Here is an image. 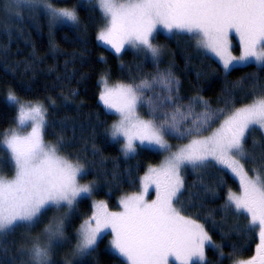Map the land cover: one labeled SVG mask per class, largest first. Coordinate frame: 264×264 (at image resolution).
<instances>
[{"label":"snow or ice","instance_id":"obj_1","mask_svg":"<svg viewBox=\"0 0 264 264\" xmlns=\"http://www.w3.org/2000/svg\"><path fill=\"white\" fill-rule=\"evenodd\" d=\"M14 2H42L54 22L78 23L75 10L54 8L50 0ZM96 5L105 19L97 39L116 54L127 45L157 60L161 48L154 43V34L163 29L168 34H187L198 49L218 59L226 74L240 65L264 66V0H96ZM230 37L239 38V57L232 55ZM101 84L100 102L118 117L109 136L113 142L122 138L124 155L135 153L137 142L170 155L160 167L148 169L139 194L119 201L122 211H109L104 202L94 204V212L78 229L76 251L90 254L102 234L110 230L114 237L111 248L126 264H205L208 246L217 253L218 264L225 259H232L233 264H264V159L260 167L250 170L251 175L245 168V162L255 159L246 150V138L256 129L264 131V91L254 94L251 103L230 110L213 112L198 98L182 111V106L171 103L178 81L170 72L151 82L110 86L105 78ZM154 84L163 85L166 94L155 95ZM146 90H152L154 95L146 96ZM7 100L19 107L16 128L0 139V147L10 154L14 165L11 179L0 174V234L21 224L33 226L51 208L60 210L66 206L71 211L78 199L90 197L94 189L92 183H80L86 175L85 168L60 154L59 141L45 142L44 105L21 102L12 93ZM165 101L173 108L171 114ZM197 103L203 105L202 112H195ZM142 107L148 108L149 118L140 115ZM158 112L161 115L157 116ZM217 121H222L219 127L205 135ZM28 128L30 131L22 135ZM166 136L191 139L172 151ZM215 165L227 170L240 186L239 194L229 190L224 208L243 215L249 232L258 231L256 255L249 260L236 259V249L226 255L222 246L213 243L204 225L178 206L184 189L182 170L187 166L196 171ZM150 187L155 191L151 202L145 199ZM66 218L67 214L53 217L42 234L45 243L40 236L32 238V264H50L52 241L64 237Z\"/></svg>","mask_w":264,"mask_h":264},{"label":"trees","instance_id":"obj_2","mask_svg":"<svg viewBox=\"0 0 264 264\" xmlns=\"http://www.w3.org/2000/svg\"><path fill=\"white\" fill-rule=\"evenodd\" d=\"M13 1L0 0V139L18 116L16 105L7 100L9 93L21 102H40L47 113L44 139L52 144L59 141L60 154L84 166L86 175L81 180L94 184L91 198L105 201L110 210L116 209L119 197L139 191L141 177L162 156L159 151L142 145L136 147L135 153L125 156L121 142L111 140L109 129L118 117L108 112L99 100L102 79L106 78L110 86L121 82L139 84L170 72L178 81L171 103L182 106V111L185 110L183 99L189 105L202 98L215 112L251 103L254 94L264 91V66L250 64L226 74L216 60L182 33L154 36V43L161 48L162 58L157 60L129 50L119 56L112 54L98 42L104 18L93 0H50L54 8L75 10L78 23L71 26L54 22L42 2L6 7ZM153 88L157 96L166 94L159 84ZM153 95L152 90H146V96ZM164 103L171 114L173 108L167 101ZM202 111L203 105L195 104V112ZM139 113L149 118L147 107L140 108ZM165 138L169 141L168 136ZM245 147L255 157L245 162L251 175L250 170L260 167L264 159L263 134L258 129L252 131ZM0 174L7 177L13 174L8 152L2 147ZM182 176L184 189L178 206L183 207L184 214L203 224L213 243L222 246L226 255L236 249L239 253L236 259L250 258L258 242L257 233L248 231V221L243 215L224 208L229 190H238L236 181L216 165L196 171L186 167ZM213 178L218 179V185ZM197 183L204 184L209 195L198 198ZM91 211L89 198L77 201L65 219L64 237L54 245L50 264H62V260L69 263L78 229ZM59 214V210L51 208L33 226L21 224L0 234V264H32L26 248H31L32 238L40 236ZM223 217L227 224L238 223L242 233L233 234L222 227ZM205 255V264H218L217 253L211 246L206 247ZM76 264H126V261L111 248L109 234L105 233L94 251L84 254ZM223 264H233V260L225 259Z\"/></svg>","mask_w":264,"mask_h":264},{"label":"rangeland","instance_id":"obj_3","mask_svg":"<svg viewBox=\"0 0 264 264\" xmlns=\"http://www.w3.org/2000/svg\"><path fill=\"white\" fill-rule=\"evenodd\" d=\"M80 1H82V2H89V1H92V0H80ZM95 3H96V0H93ZM34 4V3H33ZM7 5H9L10 7L11 6H13V7H16L15 5H24L23 4V2H21V3H15L14 1H13V3L11 4V3H7L6 4V7H7ZM27 5H32L31 3H27ZM39 5H40V3H39ZM97 6V5H96ZM6 10V9H5ZM100 11V10H99ZM101 13V12H100ZM102 15V14H101ZM103 17V16H102ZM64 25H66V26H71V25H74L73 23H71V22H68V23H64ZM105 26V19H104V25H103V27ZM156 34H161V35H164V36H166V37H168V36H170L171 34H168L167 33V31L166 30H163V29H158L157 30V32L154 34V36L156 35ZM187 35V34H186ZM234 35V34H233ZM230 39H231V37H230ZM193 40V39H192ZM99 42V44L102 46V47H104L105 49H107L108 51H110L112 54H114V55H116V56H119V55H121L124 51H127V50H129V51H131V52H134V53H137V54H140V53H142L143 55H145L146 56V54L143 52V51H140V50H137V49H134V48H131V47H129V46H125V50L124 51H122L120 54H116L115 53V51L114 50H112V49H110V47L109 46H106V45H103V43L102 42H100V41H98ZM193 42L196 44V41L195 40H193ZM203 53H205V54H207L208 56H210L211 58H213L214 60H216L218 63H219V65L221 66V68H222V65H221V63L218 61V59L217 58H215V57H213L211 54H209V53H206V52H204L202 49H200ZM231 52H232V55H234V56H237V57H239L241 54H242V48H241V46H240V43H239V38L238 37H236L235 39H231ZM147 57H150V55H147ZM151 58V57H150ZM159 58H162V56H159ZM158 58V59H159ZM247 65H250V64H247ZM247 65H240V66H237L236 68H240V67H245V66H247ZM253 65H256V64H254L253 63ZM256 66H258V65H256ZM223 69V68H222ZM224 71V70H223ZM201 75H203V73L201 74ZM162 88H163V85H160ZM175 88H176V86H175ZM164 89V88H163ZM182 105H183V109H185L186 110V108H187V106H188V101L186 100V99H183L182 100ZM18 105H16V108H17V113H18ZM170 111H172V109H170V108H168ZM117 121V120H116ZM115 121V122H116ZM222 121H220L219 123H221ZM186 124H188V126H190L191 125V119L189 120V121H187L186 122ZM216 127H219V124L216 126ZM215 127V128H216ZM16 128V122L14 123V125L11 127V129H15ZM215 128H213V130L212 131H214L215 130ZM110 130V129H109ZM259 130V129H258ZM27 131H30V128H28V129H26V130H24V131H22L21 132V134L23 135V134H27ZM262 134H263V136H264V131H262V130H259ZM211 134V133H210ZM210 134H207V135H210ZM166 139V138H165ZM168 139H169V141L167 140V142L172 146V151H175L178 147H180V146H183V145H185V144H187V143H189L190 142V139L191 138H185V139H183V140H181V139H178V138H176L175 136H171V137H169L168 136ZM45 140V139H44ZM173 140H175V142H172ZM45 142L46 143H49V142H47L46 140H45ZM120 142H121V145H122V149H123V142H122V138H121V140H120ZM50 144H52V143H50ZM137 146H139V143L137 142ZM147 145H144V146H142V147H146ZM149 148H153L154 149V147L153 146H148ZM159 153H161V156H162V160L157 164V165H155V166H153L152 168H158V167H160V165L163 163V161L165 160V158L168 156V155H170V153L169 152H164V151H159ZM8 155H9V158H10V154L8 153ZM11 160V159H10ZM12 162V161H11ZM210 163H213L214 164V162H210ZM12 165H13V162H12ZM217 167H219V168H221L219 165H216ZM187 167H190V166H187ZM150 168V167H149ZM148 168V169H149ZM148 169L146 170V172H145V174L141 177V179H140V185H139V191L137 192V193H132V194H127V195H123V196H121V197H119L118 199H117V201H116V209H114V210H110V209H108L109 211H113V212H115V211H122V208L120 207V205H119V201L122 199V198H124V197H126V196H128V195H133V194H139L141 191H142V180H143V177L148 173ZM221 170H224V171H226L227 172V170H225V169H222L221 168ZM183 171V170H182ZM235 181H236V183H237V188H238V190H237V192H235V193H237V194H239L240 193V186H239V182H238V180L236 179V178H234L229 172H227ZM14 175V165H13V174L11 175V176H9V177H7V178H9V179H11L12 178V176ZM214 180H212V181H214V183L216 184V185H218V183H219V181H218V179H215V178H213ZM80 183L81 184H85V183H83L82 182V180L80 179ZM198 184V186L200 187V195H199V197L198 198H201L202 196H205V195H209V192L207 191V189H206V187H205V185L204 184H200V183H197ZM228 194V193H227ZM227 194H226V196H225V203H226V200H227ZM92 196V195H91ZM91 196L90 197H84V198H89L90 199V205H91V207H92V211H91V214H90V216L92 215V213L94 212V204H96V203H99V202H104L105 203V201H101V200H95V199H93V198H91ZM80 199H82V198H80ZM80 199H78V200H80ZM145 199L147 200V201H149V202H151V200H153V199H155V191H154V187H150L149 188V191H148V194L146 195V197H145ZM55 209V208H54ZM55 210H57V209H55ZM231 211H234V209H230ZM72 211V210H71ZM71 211H69L68 209H67V207L66 206H61V208H60V210H59V215H58V217H64L65 216V214H67V217L69 216V214L71 213ZM238 215H241V214H238ZM89 216V217H90ZM242 216V215H241ZM88 217V218H89ZM223 220L221 221V226L222 227H224V228H227L231 233H233V234H237V232H241L242 233V227H240L239 225H238V223L236 224V223H231V224H227L228 223V221L226 220V218L225 217H223L222 218ZM248 221V220H247ZM83 223V222H82ZM81 223V224H82ZM237 230V231H236ZM256 233H257V237H258V242H257V244H256V247H257V245L259 244V235H258V231H255ZM105 233H107V234H109V241H110V245H111V241H112V239L114 238L113 237V235H112V233H111V231L110 230H108V231H106ZM105 233H103V234H105ZM43 234V233H42ZM40 235V237H41V242L42 243H45L46 242V238L43 236V235ZM238 235V234H237ZM31 242V241H30ZM60 242H62V239H60L59 241H56V240H54V241H52V246H51V252H52V250H53V248H54V245H56V244H58V243H60ZM77 243H78V238H77ZM77 243H76V246H77ZM76 246H75V248H73V250H71V252L69 253V258H70V261H69V263L68 262H66V261H63L62 259V264H76L77 263V261L84 255V254H79L77 251H76ZM29 247V246H28ZM209 247V246H208ZM30 250V248L28 249V248H26V251H29ZM25 251V252H26ZM256 255V249H255V251H254V254L250 257V258H248V259H246V260H249V259H251L252 257H254ZM30 258V257H29ZM30 260H31V258H30ZM31 262V261H30ZM51 262H52V259H51ZM50 262V263H51ZM177 264H178V262H177Z\"/></svg>","mask_w":264,"mask_h":264}]
</instances>
